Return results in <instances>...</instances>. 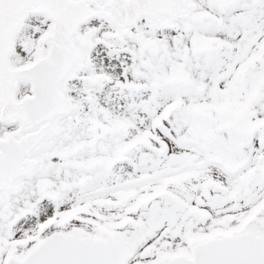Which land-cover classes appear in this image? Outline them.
<instances>
[{"label": "snow or ice", "instance_id": "6c2138e0", "mask_svg": "<svg viewBox=\"0 0 264 264\" xmlns=\"http://www.w3.org/2000/svg\"><path fill=\"white\" fill-rule=\"evenodd\" d=\"M0 264H264V0H0Z\"/></svg>", "mask_w": 264, "mask_h": 264}]
</instances>
